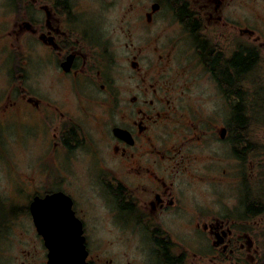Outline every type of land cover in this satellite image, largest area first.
<instances>
[{
	"label": "flooded vegetation",
	"instance_id": "obj_1",
	"mask_svg": "<svg viewBox=\"0 0 264 264\" xmlns=\"http://www.w3.org/2000/svg\"><path fill=\"white\" fill-rule=\"evenodd\" d=\"M98 1L118 0H17L1 31L0 124L29 128L44 162L15 185L33 238L15 264H47L30 204L54 192L44 219L76 229L70 202L88 264H264V105L245 102L264 63V0H125L120 71ZM200 79L225 98L224 119L188 100ZM200 170L236 178L235 211L193 209Z\"/></svg>",
	"mask_w": 264,
	"mask_h": 264
},
{
	"label": "rangeland",
	"instance_id": "obj_2",
	"mask_svg": "<svg viewBox=\"0 0 264 264\" xmlns=\"http://www.w3.org/2000/svg\"><path fill=\"white\" fill-rule=\"evenodd\" d=\"M102 2L107 0H101ZM109 1V0H108ZM125 0H118L115 5H103L101 8L107 7L106 15L102 16L101 25L104 29H111L114 27L112 33V44L114 52L116 53V65L118 70L126 64L125 54L129 48L128 39L125 34V21L123 13ZM13 5L10 0H0V35L1 31H7L12 25L13 19ZM105 13V12H104ZM114 16V17H113ZM109 32V31H108ZM11 38H5L0 43V51L2 50L1 44L8 42ZM26 40V41H25ZM25 41V43H24ZM28 39L22 38L20 48L26 46ZM23 42V43H22ZM5 43V44H6ZM17 45V43H16ZM24 50V49H22ZM9 55V53H5ZM125 60V61H124ZM255 71H252L246 77L245 88V102L264 105V63L259 66ZM0 70V88L3 86ZM206 79L196 80L192 83V91H188L187 95L192 102L200 104V108L205 110V113H212V121L224 119L227 116L225 98H221L212 91H198L206 87ZM255 91V92H253ZM227 100V99H226ZM259 112L260 118H264V109ZM12 123V122H11ZM1 123L0 124V264H15L14 253L15 250L21 248H29L28 246L33 242V238L25 237L30 232V226L25 218V214H16V205L18 201L25 203L26 195L21 194L18 197V192L15 185L19 181L26 178V173L32 167L43 166V153L42 147L39 145L37 139H31V130L27 128L24 130L26 133L21 138L20 133L23 129L14 124ZM23 131V132H24ZM261 136H264V122L260 126ZM20 140V141H19ZM78 163H76V166ZM222 165V164H221ZM221 169V168H220ZM219 168L213 171L212 174L215 178H220ZM205 171L200 170L194 176L192 182V207H196V211L204 214L208 212L211 207H224L230 213L235 211L238 206V181L235 177L231 178L230 185L222 183L219 180H213L209 176L204 175ZM225 174V172L223 173ZM217 175V177L215 176ZM74 177V176H73ZM75 178V177H74ZM209 180V182L207 181ZM77 181V180H76ZM75 181V182H76ZM225 184V185H224ZM212 185V186H211ZM26 193V191H24ZM224 195L218 197L219 194ZM17 203V204H16ZM220 206V207H219ZM230 207V208H229ZM23 231V232H22ZM195 230L192 229V232ZM21 235V236H20ZM25 237V238H22Z\"/></svg>",
	"mask_w": 264,
	"mask_h": 264
},
{
	"label": "water",
	"instance_id": "obj_3",
	"mask_svg": "<svg viewBox=\"0 0 264 264\" xmlns=\"http://www.w3.org/2000/svg\"><path fill=\"white\" fill-rule=\"evenodd\" d=\"M61 197L62 194L59 192L46 194L42 198L35 196L30 204L35 225L43 236V242L47 248V264H88L85 260L86 249L80 225L69 209L70 202L61 207L67 212L64 224L69 226L76 224V229L62 227L59 230H51L49 223L44 219L47 208L51 206L53 210H56V201L62 199ZM53 216H57L56 211L53 212Z\"/></svg>",
	"mask_w": 264,
	"mask_h": 264
},
{
	"label": "trees",
	"instance_id": "obj_4",
	"mask_svg": "<svg viewBox=\"0 0 264 264\" xmlns=\"http://www.w3.org/2000/svg\"><path fill=\"white\" fill-rule=\"evenodd\" d=\"M17 0H10V3L14 6V3L16 2Z\"/></svg>",
	"mask_w": 264,
	"mask_h": 264
}]
</instances>
